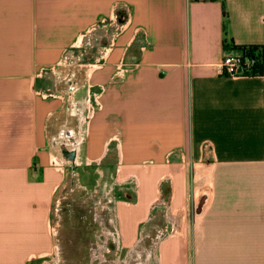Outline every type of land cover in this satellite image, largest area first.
<instances>
[{
	"label": "crops",
	"instance_id": "1",
	"mask_svg": "<svg viewBox=\"0 0 264 264\" xmlns=\"http://www.w3.org/2000/svg\"><path fill=\"white\" fill-rule=\"evenodd\" d=\"M103 24L82 82L48 93ZM250 46L264 0H0V264L55 254L57 195L92 173L119 195L117 263L264 264V74L219 70Z\"/></svg>",
	"mask_w": 264,
	"mask_h": 264
},
{
	"label": "rangeland",
	"instance_id": "2",
	"mask_svg": "<svg viewBox=\"0 0 264 264\" xmlns=\"http://www.w3.org/2000/svg\"><path fill=\"white\" fill-rule=\"evenodd\" d=\"M100 34L104 35L102 41L99 38ZM112 34H114V31L110 25H100L96 31L88 33V36L84 37L77 47L68 51L63 62L54 69L53 73L47 76L50 83L57 85L54 89L49 87L51 91L48 93L61 94L68 99L69 86L67 82L71 78L74 81L73 83L77 82L79 84V82H82L90 68L89 64L94 63V60L102 55V51L108 48V37ZM88 37L94 39L92 48L86 45ZM95 65L97 64L95 63ZM66 103L67 108H69L70 102L66 100ZM53 146L57 157V160L56 157L54 159L56 162L59 161L61 156L60 140H57V143ZM96 180L99 185L91 187ZM82 183L86 184L88 188H82ZM114 189L110 176H98L92 173V175L85 176V178L82 176L69 177V184H66L57 195L56 207L51 215L52 226L57 237V250L55 254L38 259L35 263L91 264V259L97 263L101 258L103 259V251L106 249L105 241L100 239L99 236L102 231L109 233L114 226L110 224V220L115 217V203L119 200L117 190L114 191ZM133 211L135 210H126L122 206L121 213L124 224L130 221L126 216L127 213ZM133 226L135 228V225ZM124 231L127 232V224L124 225ZM90 248H92V254H89ZM146 258L147 256L140 257L144 261H146ZM135 259H137V256L128 260L132 262ZM104 261H106L105 258ZM111 261L113 262V258L107 256L106 264H110Z\"/></svg>",
	"mask_w": 264,
	"mask_h": 264
},
{
	"label": "built area",
	"instance_id": "3",
	"mask_svg": "<svg viewBox=\"0 0 264 264\" xmlns=\"http://www.w3.org/2000/svg\"><path fill=\"white\" fill-rule=\"evenodd\" d=\"M258 63L259 52L253 54L247 50L237 55L226 56L222 60L219 70L221 75L227 77L253 76Z\"/></svg>",
	"mask_w": 264,
	"mask_h": 264
},
{
	"label": "flooded vegetation",
	"instance_id": "4",
	"mask_svg": "<svg viewBox=\"0 0 264 264\" xmlns=\"http://www.w3.org/2000/svg\"><path fill=\"white\" fill-rule=\"evenodd\" d=\"M110 224H113V223L110 222ZM103 233H105V232L102 231V233L100 234V236L103 235ZM95 237L98 238L97 235H95ZM115 238H116V233L114 231V226H113L112 231H109V240L106 241V242H104L106 249L103 251V257L106 259V261H104V258L103 259L101 258L98 261V263H97L95 260H92L91 259V264H106L107 263V256L113 258V262L111 261L110 264H132V262H129V263H125V262L117 263L115 261V259L117 258V255L115 254L116 253L115 252L116 250L114 249L117 246V241L115 240ZM92 252H93L92 251V248H90L89 254H92Z\"/></svg>",
	"mask_w": 264,
	"mask_h": 264
},
{
	"label": "trees",
	"instance_id": "5",
	"mask_svg": "<svg viewBox=\"0 0 264 264\" xmlns=\"http://www.w3.org/2000/svg\"><path fill=\"white\" fill-rule=\"evenodd\" d=\"M226 16V15H225ZM241 50L247 51L249 53H257L259 52V63L256 67V69L254 70V75L253 76H261L264 74V49L263 47H258V46H250V47H244ZM261 54V56H260Z\"/></svg>",
	"mask_w": 264,
	"mask_h": 264
}]
</instances>
